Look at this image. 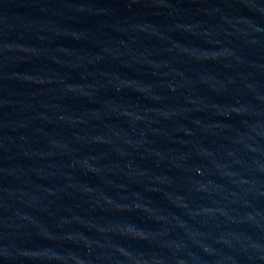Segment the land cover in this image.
Returning <instances> with one entry per match:
<instances>
[{"label":"water","instance_id":"95a60500","mask_svg":"<svg viewBox=\"0 0 264 264\" xmlns=\"http://www.w3.org/2000/svg\"><path fill=\"white\" fill-rule=\"evenodd\" d=\"M0 264H264V0H0Z\"/></svg>","mask_w":264,"mask_h":264}]
</instances>
